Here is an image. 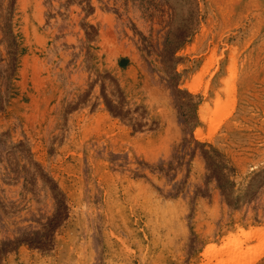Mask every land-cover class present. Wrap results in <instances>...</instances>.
I'll use <instances>...</instances> for the list:
<instances>
[{"label":"rangeland","instance_id":"rangeland-1","mask_svg":"<svg viewBox=\"0 0 264 264\" xmlns=\"http://www.w3.org/2000/svg\"><path fill=\"white\" fill-rule=\"evenodd\" d=\"M0 264H264V0H0Z\"/></svg>","mask_w":264,"mask_h":264},{"label":"bare ground","instance_id":"bare-ground-1","mask_svg":"<svg viewBox=\"0 0 264 264\" xmlns=\"http://www.w3.org/2000/svg\"><path fill=\"white\" fill-rule=\"evenodd\" d=\"M198 89H194L193 91H197ZM199 131V130H198Z\"/></svg>","mask_w":264,"mask_h":264}]
</instances>
